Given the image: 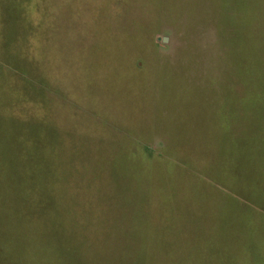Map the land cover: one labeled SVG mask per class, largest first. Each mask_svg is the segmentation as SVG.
Returning a JSON list of instances; mask_svg holds the SVG:
<instances>
[{
  "label": "rangeland",
  "instance_id": "rangeland-1",
  "mask_svg": "<svg viewBox=\"0 0 264 264\" xmlns=\"http://www.w3.org/2000/svg\"><path fill=\"white\" fill-rule=\"evenodd\" d=\"M0 264H264V0H0Z\"/></svg>",
  "mask_w": 264,
  "mask_h": 264
},
{
  "label": "water",
  "instance_id": "water-1",
  "mask_svg": "<svg viewBox=\"0 0 264 264\" xmlns=\"http://www.w3.org/2000/svg\"><path fill=\"white\" fill-rule=\"evenodd\" d=\"M163 41L166 42V41H167V37H164V38H163Z\"/></svg>",
  "mask_w": 264,
  "mask_h": 264
}]
</instances>
